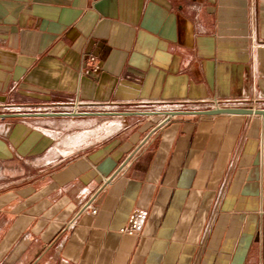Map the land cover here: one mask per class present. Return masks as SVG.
Segmentation results:
<instances>
[{"label":"crops","instance_id":"0c3cea01","mask_svg":"<svg viewBox=\"0 0 264 264\" xmlns=\"http://www.w3.org/2000/svg\"><path fill=\"white\" fill-rule=\"evenodd\" d=\"M214 104L264 109V0H0V264H264V114Z\"/></svg>","mask_w":264,"mask_h":264},{"label":"rangeland","instance_id":"374dc122","mask_svg":"<svg viewBox=\"0 0 264 264\" xmlns=\"http://www.w3.org/2000/svg\"><path fill=\"white\" fill-rule=\"evenodd\" d=\"M194 105H191L190 107L187 106H182V107H178V108H187V109H183V110H193L195 109V107H193ZM209 106V105H208ZM202 108H209V107H202ZM256 109H258V107H254ZM72 114V116H67L64 118H53L50 119V121H52L55 129V132H59V134L57 137L61 138V137H72V135L75 134V132L77 133L78 130H81V127L83 129V127H85L87 130H93V129H107L109 127V120L111 119L109 115H99V116H84L79 113V109H72L69 110ZM107 112H109L108 110H105ZM103 111V112H105ZM75 115V116H74ZM34 127H38V128H46L45 122H38L37 124H33ZM61 128H63L64 130H61ZM39 134H35L34 136H37ZM58 141V140H57Z\"/></svg>","mask_w":264,"mask_h":264},{"label":"water","instance_id":"95a60500","mask_svg":"<svg viewBox=\"0 0 264 264\" xmlns=\"http://www.w3.org/2000/svg\"><path fill=\"white\" fill-rule=\"evenodd\" d=\"M202 113L208 115L214 114H264V109H256L251 107H234V106H224V107H214L202 110H181L175 111L173 113Z\"/></svg>","mask_w":264,"mask_h":264},{"label":"built area","instance_id":"2783aa9c","mask_svg":"<svg viewBox=\"0 0 264 264\" xmlns=\"http://www.w3.org/2000/svg\"><path fill=\"white\" fill-rule=\"evenodd\" d=\"M93 58L94 57H91L90 59L91 60H93ZM213 107H209V108H214V107H224V106H226L225 104H214V105H212ZM252 108H254V107H252ZM183 109H187V108H185V107H183L182 109H180V110H183ZM207 109V108H206ZM93 212H95V210H93ZM132 227H130L129 229H125L126 230V232H130V231H132Z\"/></svg>","mask_w":264,"mask_h":264},{"label":"bare ground","instance_id":"6f19581e","mask_svg":"<svg viewBox=\"0 0 264 264\" xmlns=\"http://www.w3.org/2000/svg\"><path fill=\"white\" fill-rule=\"evenodd\" d=\"M116 124H117V123H116ZM116 124H115V126L118 125V124H117V125H116ZM110 125H111V124H110ZM111 126H112V125H111ZM111 126H110V127H111ZM108 129H109V128H108ZM80 136H81V134H80ZM83 137H84V135L82 136V138H83ZM77 138H78V137H77ZM67 142H68V141H67ZM72 142H74V141H72ZM75 144H76V143H75Z\"/></svg>","mask_w":264,"mask_h":264}]
</instances>
